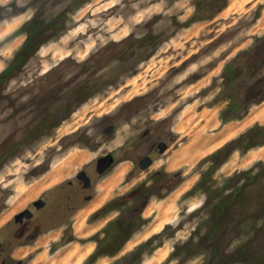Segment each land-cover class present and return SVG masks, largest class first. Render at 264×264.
Here are the masks:
<instances>
[{
	"label": "rangeland",
	"instance_id": "rangeland-1",
	"mask_svg": "<svg viewBox=\"0 0 264 264\" xmlns=\"http://www.w3.org/2000/svg\"><path fill=\"white\" fill-rule=\"evenodd\" d=\"M46 1L0 0V72L26 39L16 31ZM63 15L60 34L0 83L4 264H264V144L224 146L264 127V0H74ZM162 140L168 147L142 170ZM222 142L223 159L208 157ZM81 170L87 190L67 183ZM238 187L246 204L213 220ZM68 194L77 201L62 216ZM40 198L34 220L45 223L17 239L14 216ZM134 211L130 237L108 225Z\"/></svg>",
	"mask_w": 264,
	"mask_h": 264
},
{
	"label": "trees",
	"instance_id": "trees-1",
	"mask_svg": "<svg viewBox=\"0 0 264 264\" xmlns=\"http://www.w3.org/2000/svg\"><path fill=\"white\" fill-rule=\"evenodd\" d=\"M71 1L73 2L74 0H53V1L47 0L45 3L40 5V7L35 12L33 17L30 20L26 21L16 31V33H24L26 35V39L21 45V47L18 49V51L16 52L14 59L10 62L8 66H6L0 72V83H3L4 81H6V79H8V77L12 74V72L15 69L20 68L22 63L25 62V60L36 51L35 49L40 45L42 41H45L46 39H48V37L56 34V32L59 31L60 29H63L64 26L62 27V24L65 22V17L63 15V12H65L69 2L72 3ZM50 2H52V5H50ZM55 8L57 10H55ZM215 11H219V9ZM198 19L199 18L197 17V14H194L188 20V23L195 22ZM49 30H52L50 34L45 35L46 32ZM58 34H60V31ZM229 71L231 72L230 69ZM233 77H236V75ZM223 122H226V121H223ZM255 128H257L258 131H255ZM259 133L263 134V136L260 138H255L257 137ZM262 144H264V127L256 126V127H252L251 129L243 133L234 142L232 141L228 142L224 146L226 147L230 146L231 147L230 149H235V150L242 148L244 151H247L251 148L260 146ZM223 147L217 149L214 153L210 154L208 157H214L217 159L218 162H220V160L223 159V157H221V150ZM260 168L261 169L259 170L257 177L255 176L256 178L260 177L264 173V172L262 173V171H264V164ZM134 191L135 192H133V197H136V200L139 201V199H141V197L144 194V190L139 187L138 189H135ZM241 193H242V187H238L234 189L231 193H229L227 195V198H225L222 201L217 202L218 204L216 205V208L214 209V212L212 214L213 220L217 221V220L222 219L220 218V214L222 212H226L228 210L231 211L233 208L239 207V206L243 207L244 204L246 203L241 200L240 198V196H242L240 195ZM258 207H259L258 211L261 213H264V205H260ZM108 208H109V204L103 206L96 214L102 213ZM133 209L134 207L132 208V210ZM137 218H139V214L134 211L133 214L129 213L128 217L117 218L115 220L110 221L108 225L117 224L120 228L124 226L125 228H129V230L127 229L128 233L125 234V239H126L130 237L131 233H133V230L131 232V228L133 227L132 225L136 223ZM156 236L158 235H153L148 241L139 245L133 252L130 253V256L135 255L136 253L139 254L142 247H144L146 244L152 241V238ZM97 252H98V248L95 250V252H93L87 258L86 262L89 263L95 260V258L98 256ZM249 253L247 254V256L250 255L248 256L249 258L254 255V253H250V254ZM113 264H120V261H116ZM128 264H133V262H130Z\"/></svg>",
	"mask_w": 264,
	"mask_h": 264
},
{
	"label": "flooded vegetation",
	"instance_id": "flooded-vegetation-1",
	"mask_svg": "<svg viewBox=\"0 0 264 264\" xmlns=\"http://www.w3.org/2000/svg\"><path fill=\"white\" fill-rule=\"evenodd\" d=\"M258 81L261 82V78H259ZM252 89H253V87H251L250 90H252ZM253 96L254 95H251V97H253ZM162 145H165L166 148L168 147V144H166V141H164V140L158 142L157 144H152L150 146L147 154H145L139 160L138 166L140 167V163L144 160V158H150L151 159V154H153L154 152H158V151L160 152V148H161ZM97 160H96V170L98 172V169H97ZM113 162H114V156H113ZM152 162H153V160H152ZM81 171H83L85 173V175H86L85 178L87 177V179H88L87 181H85L84 178H79L76 175V180H75L76 183L74 181H72V180H69L67 183H68L69 186H73L75 184H78V185L80 184L79 186H80V188L82 190H87V189H89L92 186L91 178L89 177V175L87 174V172L85 170H81ZM99 174H101V173H99ZM67 198H68V200L65 203L64 210L62 211V216H66L67 212L75 205V203L77 201V199H74L71 194H68V197ZM38 200H41L42 202L40 204H38V205L36 203H34L35 201L33 202V206L36 209L34 212L32 210H29L28 208H26L31 213L30 217L24 216V217L19 218V219H14V223L16 225V229H15V233L13 235H15V237L17 239L20 240V239L25 238L27 236L26 234L28 232H30V231H32L34 233H38L39 230H40V228H42L43 224L45 223L42 220V218L41 219L38 218L37 220H34L35 219V216H36V213L39 212L46 205V201L43 198H40ZM53 219H54L53 215H50L49 220H53ZM28 237H30V236H28ZM6 251L7 250L2 249V242H0V258H1V261H2L1 263L2 264L5 263L6 256L4 255V253L6 254Z\"/></svg>",
	"mask_w": 264,
	"mask_h": 264
},
{
	"label": "water",
	"instance_id": "water-1",
	"mask_svg": "<svg viewBox=\"0 0 264 264\" xmlns=\"http://www.w3.org/2000/svg\"><path fill=\"white\" fill-rule=\"evenodd\" d=\"M166 146L165 145H162L161 148H160V153L163 152L165 150ZM113 163V156L111 153L103 156V157H100L98 160H97V169H98V172L99 173H102L104 172L105 170H107L111 164ZM152 163V160L150 158H144V160L140 163V168L142 170L148 168L150 166V164ZM77 176L79 178H84L85 181H87V177L85 178V173L83 171H80ZM42 201L41 200H37L35 201L34 203H36L37 205L40 204ZM31 213L28 209H25L21 212H19L18 214H16L14 216V219H19V218H22L24 216L26 217H30Z\"/></svg>",
	"mask_w": 264,
	"mask_h": 264
},
{
	"label": "crops",
	"instance_id": "crops-1",
	"mask_svg": "<svg viewBox=\"0 0 264 264\" xmlns=\"http://www.w3.org/2000/svg\"><path fill=\"white\" fill-rule=\"evenodd\" d=\"M225 126H226V125H224V127H225ZM224 127H222L220 130L216 131L215 133L227 134V133H226V130H227V129H225ZM215 133H213V134H215ZM233 137H234V135H231L230 138H228V139H232ZM225 141H227V140H225ZM225 141H224V142H225ZM224 142L218 144L214 149H217V148L221 147V146L223 145ZM263 147H264V146H263ZM261 148H262V147H261ZM252 151H253V150H252ZM252 151H248L246 154H250Z\"/></svg>",
	"mask_w": 264,
	"mask_h": 264
},
{
	"label": "bare ground",
	"instance_id": "bare-ground-1",
	"mask_svg": "<svg viewBox=\"0 0 264 264\" xmlns=\"http://www.w3.org/2000/svg\"><path fill=\"white\" fill-rule=\"evenodd\" d=\"M206 146V145H205ZM202 148H204L203 146H202ZM191 150V149H190ZM197 150H198V148H197ZM200 150V149H199ZM195 152V151H194ZM200 153V152H199ZM196 154V153H195ZM195 156V155H194ZM194 156H192V157H194ZM186 157V156H185ZM191 157V156H190ZM196 157V156H195ZM193 159V158H192ZM189 160V159H188ZM187 161V160H186ZM192 161V160H191Z\"/></svg>",
	"mask_w": 264,
	"mask_h": 264
}]
</instances>
